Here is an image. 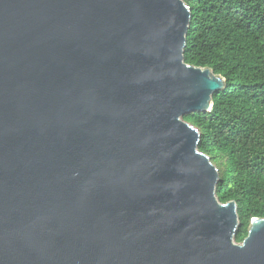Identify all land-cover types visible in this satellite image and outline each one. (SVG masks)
Wrapping results in <instances>:
<instances>
[{
  "label": "water",
  "instance_id": "water-1",
  "mask_svg": "<svg viewBox=\"0 0 264 264\" xmlns=\"http://www.w3.org/2000/svg\"><path fill=\"white\" fill-rule=\"evenodd\" d=\"M184 0H0V264H264L183 120L224 79L184 63Z\"/></svg>",
  "mask_w": 264,
  "mask_h": 264
},
{
  "label": "trees",
  "instance_id": "trees-1",
  "mask_svg": "<svg viewBox=\"0 0 264 264\" xmlns=\"http://www.w3.org/2000/svg\"><path fill=\"white\" fill-rule=\"evenodd\" d=\"M190 22L184 63L224 79L208 113L183 120L219 172L216 198L234 201L241 243L252 218H264V0H184Z\"/></svg>",
  "mask_w": 264,
  "mask_h": 264
}]
</instances>
